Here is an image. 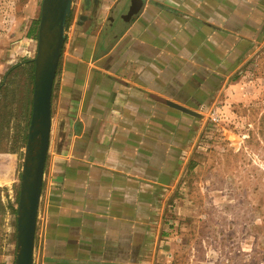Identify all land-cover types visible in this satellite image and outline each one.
<instances>
[{"label": "crops", "instance_id": "1", "mask_svg": "<svg viewBox=\"0 0 264 264\" xmlns=\"http://www.w3.org/2000/svg\"><path fill=\"white\" fill-rule=\"evenodd\" d=\"M72 9L32 264H170V190L219 79L264 42V0H79Z\"/></svg>", "mask_w": 264, "mask_h": 264}, {"label": "rangeland", "instance_id": "2", "mask_svg": "<svg viewBox=\"0 0 264 264\" xmlns=\"http://www.w3.org/2000/svg\"><path fill=\"white\" fill-rule=\"evenodd\" d=\"M40 3L0 0V264L15 257ZM250 49L219 79L186 146L169 193L170 264H264V42Z\"/></svg>", "mask_w": 264, "mask_h": 264}, {"label": "water", "instance_id": "3", "mask_svg": "<svg viewBox=\"0 0 264 264\" xmlns=\"http://www.w3.org/2000/svg\"><path fill=\"white\" fill-rule=\"evenodd\" d=\"M72 0H41L33 58L31 114L23 152L16 208L13 264H32L43 170L49 146L51 95L65 41Z\"/></svg>", "mask_w": 264, "mask_h": 264}, {"label": "trees", "instance_id": "4", "mask_svg": "<svg viewBox=\"0 0 264 264\" xmlns=\"http://www.w3.org/2000/svg\"><path fill=\"white\" fill-rule=\"evenodd\" d=\"M38 20H39V18H36V20H35V27H34L33 34H32V35H34V39H37V25H38ZM31 63H33V60H31ZM14 212H16V210H14Z\"/></svg>", "mask_w": 264, "mask_h": 264}]
</instances>
